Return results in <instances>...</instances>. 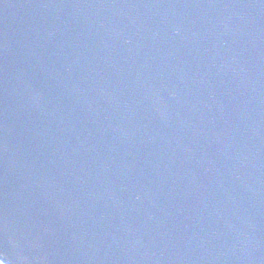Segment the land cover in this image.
I'll return each instance as SVG.
<instances>
[{
    "label": "water",
    "instance_id": "water-1",
    "mask_svg": "<svg viewBox=\"0 0 264 264\" xmlns=\"http://www.w3.org/2000/svg\"><path fill=\"white\" fill-rule=\"evenodd\" d=\"M3 264H264V0H0Z\"/></svg>",
    "mask_w": 264,
    "mask_h": 264
},
{
    "label": "built area",
    "instance_id": "built-area-1",
    "mask_svg": "<svg viewBox=\"0 0 264 264\" xmlns=\"http://www.w3.org/2000/svg\"><path fill=\"white\" fill-rule=\"evenodd\" d=\"M0 264H3V263L0 261Z\"/></svg>",
    "mask_w": 264,
    "mask_h": 264
}]
</instances>
